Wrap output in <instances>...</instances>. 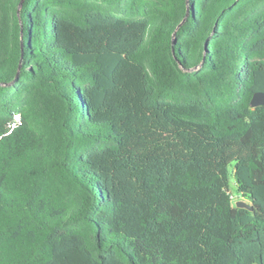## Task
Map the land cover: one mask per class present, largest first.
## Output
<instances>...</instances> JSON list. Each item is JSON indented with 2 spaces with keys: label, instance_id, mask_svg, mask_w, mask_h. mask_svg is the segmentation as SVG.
Masks as SVG:
<instances>
[{
  "label": "trees",
  "instance_id": "1",
  "mask_svg": "<svg viewBox=\"0 0 264 264\" xmlns=\"http://www.w3.org/2000/svg\"><path fill=\"white\" fill-rule=\"evenodd\" d=\"M20 3L0 0V264H264V0Z\"/></svg>",
  "mask_w": 264,
  "mask_h": 264
},
{
  "label": "water",
  "instance_id": "2",
  "mask_svg": "<svg viewBox=\"0 0 264 264\" xmlns=\"http://www.w3.org/2000/svg\"><path fill=\"white\" fill-rule=\"evenodd\" d=\"M23 1L24 0H21L20 7H21ZM19 74H20V71L18 72L17 77L19 76ZM260 105H264V91L255 92L252 99H251V106L252 107H257ZM237 206L245 207V208H248L250 210L253 209V206L250 203H248L246 201H242V200L237 201Z\"/></svg>",
  "mask_w": 264,
  "mask_h": 264
},
{
  "label": "rangeland",
  "instance_id": "3",
  "mask_svg": "<svg viewBox=\"0 0 264 264\" xmlns=\"http://www.w3.org/2000/svg\"><path fill=\"white\" fill-rule=\"evenodd\" d=\"M230 191L234 200V203L236 204L237 201L242 200V201H248V198L245 197L243 194L239 193L236 189V183L234 176H230Z\"/></svg>",
  "mask_w": 264,
  "mask_h": 264
},
{
  "label": "built area",
  "instance_id": "4",
  "mask_svg": "<svg viewBox=\"0 0 264 264\" xmlns=\"http://www.w3.org/2000/svg\"><path fill=\"white\" fill-rule=\"evenodd\" d=\"M18 116L15 117V122L12 124V126H15L17 123H19V119H17Z\"/></svg>",
  "mask_w": 264,
  "mask_h": 264
},
{
  "label": "snow or ice",
  "instance_id": "5",
  "mask_svg": "<svg viewBox=\"0 0 264 264\" xmlns=\"http://www.w3.org/2000/svg\"><path fill=\"white\" fill-rule=\"evenodd\" d=\"M17 119H19V117H17Z\"/></svg>",
  "mask_w": 264,
  "mask_h": 264
}]
</instances>
